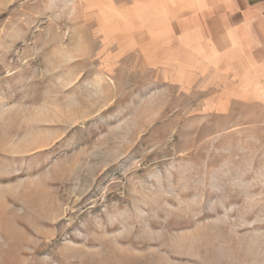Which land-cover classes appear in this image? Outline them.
Returning <instances> with one entry per match:
<instances>
[{
  "label": "rangeland",
  "instance_id": "obj_1",
  "mask_svg": "<svg viewBox=\"0 0 264 264\" xmlns=\"http://www.w3.org/2000/svg\"><path fill=\"white\" fill-rule=\"evenodd\" d=\"M144 7L0 0V264H264V87Z\"/></svg>",
  "mask_w": 264,
  "mask_h": 264
},
{
  "label": "crops",
  "instance_id": "obj_2",
  "mask_svg": "<svg viewBox=\"0 0 264 264\" xmlns=\"http://www.w3.org/2000/svg\"><path fill=\"white\" fill-rule=\"evenodd\" d=\"M181 29L187 51L201 52L219 72L245 75L264 87V0H137ZM144 7V8H145ZM195 39H191L194 38Z\"/></svg>",
  "mask_w": 264,
  "mask_h": 264
}]
</instances>
